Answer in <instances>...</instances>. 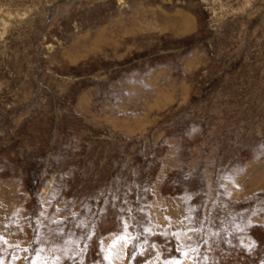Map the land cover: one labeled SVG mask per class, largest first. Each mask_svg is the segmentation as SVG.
<instances>
[{"label": "rangeland", "instance_id": "rangeland-1", "mask_svg": "<svg viewBox=\"0 0 264 264\" xmlns=\"http://www.w3.org/2000/svg\"><path fill=\"white\" fill-rule=\"evenodd\" d=\"M0 264H264V0H0Z\"/></svg>", "mask_w": 264, "mask_h": 264}, {"label": "snow or ice", "instance_id": "snow-or-ice-1", "mask_svg": "<svg viewBox=\"0 0 264 264\" xmlns=\"http://www.w3.org/2000/svg\"><path fill=\"white\" fill-rule=\"evenodd\" d=\"M131 239V237H128L127 239L124 237H120L119 240L117 242L123 241L125 244L128 243V241ZM115 246V244L113 245V247Z\"/></svg>", "mask_w": 264, "mask_h": 264}]
</instances>
